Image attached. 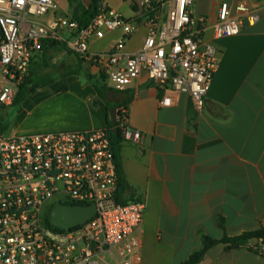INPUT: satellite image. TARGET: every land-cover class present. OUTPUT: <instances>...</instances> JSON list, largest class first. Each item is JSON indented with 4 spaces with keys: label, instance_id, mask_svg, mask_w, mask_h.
I'll use <instances>...</instances> for the list:
<instances>
[{
    "label": "crops",
    "instance_id": "0c3cea01",
    "mask_svg": "<svg viewBox=\"0 0 264 264\" xmlns=\"http://www.w3.org/2000/svg\"><path fill=\"white\" fill-rule=\"evenodd\" d=\"M56 1L51 24L59 17L74 19L92 3ZM142 1L109 0L128 21L140 23L126 43L129 54L142 49L148 33ZM248 1L259 21H246L237 36L220 40L214 37L220 6L233 7L237 0H195L190 8L192 29L202 30L219 59L202 111L189 94L160 90L144 72L128 90L110 94L111 103L130 100L120 158L132 200L147 205L142 264H183L203 249L204 237L221 240L264 228V0ZM122 38V31L109 33L92 42L90 51L108 52ZM81 60L69 49L39 53L32 63L34 79L55 81L19 105L20 120L8 124L4 135L107 130V102L85 75L70 74L82 67L99 77L95 65ZM166 96L171 104L163 107ZM257 241L236 249L215 245L199 264H264L252 248Z\"/></svg>",
    "mask_w": 264,
    "mask_h": 264
},
{
    "label": "built area",
    "instance_id": "2783aa9c",
    "mask_svg": "<svg viewBox=\"0 0 264 264\" xmlns=\"http://www.w3.org/2000/svg\"><path fill=\"white\" fill-rule=\"evenodd\" d=\"M194 2L143 0L148 33L142 49L129 54L126 43L140 23L128 21L109 0H97V14L86 27L63 17L52 24L38 21L59 10L56 0H0V113L13 105L46 42L64 43L84 63L95 65L115 91L128 90L144 72L160 90L189 94L202 111L219 59L202 30L192 29ZM246 21H259L248 0L233 7L223 3L215 39L237 36ZM116 31L123 38L110 51L91 53L92 42ZM170 104L167 96L160 102ZM121 122L125 129L126 115ZM117 190L106 130L0 134V264H142L146 202L114 204ZM54 197H60L59 205H97L98 214L84 225L56 230L43 214ZM252 248L264 257L262 239Z\"/></svg>",
    "mask_w": 264,
    "mask_h": 264
},
{
    "label": "trees",
    "instance_id": "16d2710c",
    "mask_svg": "<svg viewBox=\"0 0 264 264\" xmlns=\"http://www.w3.org/2000/svg\"><path fill=\"white\" fill-rule=\"evenodd\" d=\"M96 14H97V0H92L90 7L84 10L81 9L73 20L77 21L81 27H86L92 21V19L96 16ZM51 48L68 50L67 46L64 43L46 42L42 53H47ZM70 74L78 75V76L82 74L85 75L87 80L95 88L99 97L107 102L108 112H110V109L112 107L117 108V120L115 123H112V121L109 120L108 129L106 130V132L111 142V148L114 154V163L116 166V173H117V179H118V190L114 198V204H127L130 201H133L132 200L133 194L129 188V185L127 183V180L122 170L120 153L122 149V144L125 141V136H124L125 129L122 128L121 121L123 119V116L125 115L126 117L128 116L127 113L123 114L122 110L125 109L127 112L130 100L128 99L124 101L123 103H119V104L111 103L109 100L110 94L117 93L118 91H115L107 86V80H106L105 75L103 74H100L99 77L97 78L89 74L82 67L75 68ZM33 76L34 75L31 72L30 77H28L24 81V83L21 85L18 95L14 101V105L22 104L31 95H33L38 89L43 88L47 86L48 84H51L55 81L54 78H45V77L37 81L34 79ZM7 128H8V125L2 124V122L0 121V134H4ZM52 210L50 211V215H51ZM48 223L51 227L57 230V228H55L51 224L50 217L48 218ZM220 227L222 229H225L224 219L220 220ZM256 239L257 240L262 239L264 241V228L261 230L255 231V232H247V233H243L241 235L234 236V237H229L225 235L221 240H213L209 237H204L203 238V246H204L203 249L193 253L190 256V258L187 261H185L183 264H199L205 257L207 251L215 245L225 244L228 246V249H236L240 247H246L249 245V243L252 240H256Z\"/></svg>",
    "mask_w": 264,
    "mask_h": 264
},
{
    "label": "water",
    "instance_id": "95a60500",
    "mask_svg": "<svg viewBox=\"0 0 264 264\" xmlns=\"http://www.w3.org/2000/svg\"><path fill=\"white\" fill-rule=\"evenodd\" d=\"M112 95V94H111ZM112 123L117 120V108L110 109ZM98 214L97 205H59L50 215L51 224L59 229L67 230L86 224Z\"/></svg>",
    "mask_w": 264,
    "mask_h": 264
},
{
    "label": "rangeland",
    "instance_id": "374dc122",
    "mask_svg": "<svg viewBox=\"0 0 264 264\" xmlns=\"http://www.w3.org/2000/svg\"><path fill=\"white\" fill-rule=\"evenodd\" d=\"M52 17H53V13H50L47 16L37 17L36 19L38 21H40V22H45V23L51 24ZM4 112L7 115L4 114ZM19 113H21V109H20L19 105H15V106H11V107L5 108V110L2 111V113H1V121H2V123H4L5 125L13 124V123L18 124V121L20 120ZM32 117L33 116H31L30 119ZM59 200H60V197H54L51 200H49L48 204L44 207L43 214L46 215L47 218L50 217V211L53 208L59 206Z\"/></svg>",
    "mask_w": 264,
    "mask_h": 264
}]
</instances>
